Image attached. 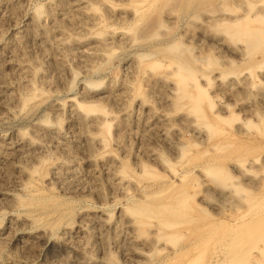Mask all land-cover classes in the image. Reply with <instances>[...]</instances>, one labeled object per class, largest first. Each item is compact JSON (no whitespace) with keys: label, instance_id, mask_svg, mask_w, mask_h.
Instances as JSON below:
<instances>
[{"label":"rangeland","instance_id":"1","mask_svg":"<svg viewBox=\"0 0 264 264\" xmlns=\"http://www.w3.org/2000/svg\"><path fill=\"white\" fill-rule=\"evenodd\" d=\"M64 1L0 0V264H264V0Z\"/></svg>","mask_w":264,"mask_h":264},{"label":"bare ground","instance_id":"2","mask_svg":"<svg viewBox=\"0 0 264 264\" xmlns=\"http://www.w3.org/2000/svg\"><path fill=\"white\" fill-rule=\"evenodd\" d=\"M64 2H66V0L64 1ZM62 3V2H61ZM67 3V2H66ZM63 4V3H62ZM66 5V4H65ZM64 5V6H65ZM49 14H48V17L49 18H51V22H53V20L54 19H56V17L53 15V12H52V10L51 11H49L48 12ZM55 17V18H54ZM89 17V16H88ZM53 19V20H52ZM57 21V20H56ZM41 22H43V21H41V17L39 16V15H34L33 16V18H32V23H33V26L34 27H37V26H39L40 24H41ZM55 22V21H54ZM58 22V21H57ZM59 23H57V25H58ZM56 27V25H54V28ZM56 29H57V34H59L60 35V37H62L60 40H59V45H60V47L61 48H69V47H72V46H74V44H78L79 43V41H65V36H66V33L63 31V29L61 28L60 29V26L58 27H56ZM32 31V30H31ZM41 31H42V33H43V39L44 40H47V39H49L50 37H55L56 35V32L55 31H52V29L50 30L49 29V27L48 28H46V27H43V25H42V28H41ZM236 31V30H235ZM242 33H244V34H246L247 35V38H248V40H249V42H250V44H251V48H252V50H256L258 47H259V45L261 44V42L262 41H264V30H262V29H249V28H246V30L245 29H242V31H241ZM34 33V32H33ZM51 39V38H50ZM105 40V38H101V39H99V43L100 44H102L103 43V41ZM20 68V70L21 69H27V67H19ZM23 71V70H22ZM24 73H25V71H23ZM176 73V76H177V82L174 84V89L179 93V95L182 97V96H188L189 98H190V100H191V103H192V109H194L193 111H196V112H198L197 114H199L200 112V107H198L199 106V102H197V97H199V96H194L193 97V95L192 94H190L189 92H188V90H187V85H188V83H187V80L188 79H193V81L195 80V78H194V74H193V71L189 68V67H177V69H176V71H175ZM191 85L195 88V89H197L198 91L199 90H201L202 91V88L194 81V82H192L191 83ZM201 91H199V92H201ZM199 92H198V94H199ZM203 93H204V90L202 91ZM191 95H192V97H191ZM200 96H201V94H200ZM205 96H206V94H205ZM204 95H202L201 97H200V99H203V97L204 98H206ZM198 104V105H197ZM78 106H80L84 111H85V113L86 114H83V116L84 117H80V116H78V118L80 119V122H79V124H81V126H91L90 127V130L92 131V129L91 128H93V130H95V131H97L98 132V135H96V133L97 132H90V134L88 133H86V135H84L86 138H87V141H89V142H91V145H92V143L94 144V142H97V143H99L100 142V144H103V141L104 140H102L101 138L102 137H98L99 136V130H109V128H110V123L107 121V119H106V115H101L102 117H103V119H102V117L100 118V117H98V119H100V120H98L97 119V117H96V115H92V116H90L89 114H92L91 112H93L94 111V105H87V104H79ZM200 115V114H199ZM99 116V115H98ZM122 121V120H121ZM83 128V127H82ZM88 129V128H87ZM86 129V130H87ZM56 130V129H55ZM82 130V129H81ZM83 131V130H82ZM88 131V130H87ZM55 133V132H54ZM82 133H85V132H82ZM95 133V134H94ZM101 141H102V143H101ZM89 142H88V144H89ZM26 144H28V146H32L33 144H34V141L33 140H27L26 139ZM65 148V147H64ZM123 178V177H122ZM119 179V181L121 180V177L120 178H118ZM118 182V181H117ZM245 218H241V220L240 221H242V220H244ZM3 264V263H2Z\"/></svg>","mask_w":264,"mask_h":264}]
</instances>
